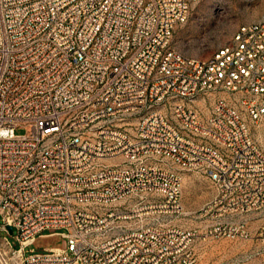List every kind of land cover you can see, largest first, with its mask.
<instances>
[{"label": "built area", "instance_id": "built-area-1", "mask_svg": "<svg viewBox=\"0 0 264 264\" xmlns=\"http://www.w3.org/2000/svg\"><path fill=\"white\" fill-rule=\"evenodd\" d=\"M196 2L0 0V233L17 231L24 264H196L191 232L147 222L182 213L180 172L218 188L209 211L263 202L244 116L218 99L203 119L193 103L225 92L264 118V22L189 58L172 43ZM47 230L67 231L66 248L27 256Z\"/></svg>", "mask_w": 264, "mask_h": 264}, {"label": "rangeland", "instance_id": "rangeland-1", "mask_svg": "<svg viewBox=\"0 0 264 264\" xmlns=\"http://www.w3.org/2000/svg\"><path fill=\"white\" fill-rule=\"evenodd\" d=\"M264 22V0H198L191 7L188 20L179 25L173 35L172 47L186 57L208 60L219 50L228 46L237 31L254 23ZM218 99L226 100L245 118L250 135L256 146L264 152V118L251 120L246 108L239 100L225 92H218L200 98L193 103L203 119L210 116ZM156 110L171 114L170 106L162 105ZM137 123V119L131 122ZM25 134L23 129L16 131ZM169 168H179L169 164ZM182 178V198L180 215H153L147 222L165 223L194 237L190 251L196 264H264V200L256 208L242 216L223 214L221 208L208 210V206L219 195V190L207 177L195 172H180ZM150 200L160 202L158 194L150 195ZM131 199L118 206L127 208L135 203ZM119 223H130L120 221ZM0 216V226H2ZM65 230H47L27 248L26 255L45 254L56 248H66L63 238ZM14 250L21 248L17 241V231L11 235L0 233V255L7 264H24L14 257Z\"/></svg>", "mask_w": 264, "mask_h": 264}, {"label": "water", "instance_id": "water-1", "mask_svg": "<svg viewBox=\"0 0 264 264\" xmlns=\"http://www.w3.org/2000/svg\"><path fill=\"white\" fill-rule=\"evenodd\" d=\"M7 229H8V233L12 235L13 234V227L9 226V227H7Z\"/></svg>", "mask_w": 264, "mask_h": 264}, {"label": "bare ground", "instance_id": "bare-ground-1", "mask_svg": "<svg viewBox=\"0 0 264 264\" xmlns=\"http://www.w3.org/2000/svg\"><path fill=\"white\" fill-rule=\"evenodd\" d=\"M19 264V263H18Z\"/></svg>", "mask_w": 264, "mask_h": 264}]
</instances>
